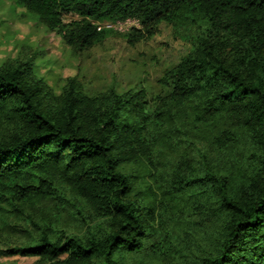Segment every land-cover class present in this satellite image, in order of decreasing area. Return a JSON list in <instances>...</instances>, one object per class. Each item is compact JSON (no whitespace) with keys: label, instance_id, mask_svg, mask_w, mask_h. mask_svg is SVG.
I'll use <instances>...</instances> for the list:
<instances>
[{"label":"trees","instance_id":"1","mask_svg":"<svg viewBox=\"0 0 264 264\" xmlns=\"http://www.w3.org/2000/svg\"><path fill=\"white\" fill-rule=\"evenodd\" d=\"M14 1L75 54L127 20L130 46L166 24L190 48L152 110L144 87L90 95L77 75L58 94L33 57L0 66V252L134 264L197 217L209 240L181 264H264V0Z\"/></svg>","mask_w":264,"mask_h":264},{"label":"rangeland","instance_id":"2","mask_svg":"<svg viewBox=\"0 0 264 264\" xmlns=\"http://www.w3.org/2000/svg\"><path fill=\"white\" fill-rule=\"evenodd\" d=\"M66 18L68 21L77 19ZM102 27L110 28L113 34L101 45L75 54L61 36L40 24L35 15L19 7L14 0H0V66L10 60L33 57L36 75L58 94L66 80L77 75L83 79L90 95L112 85L119 91L144 87L151 102L149 110H152L154 97L169 92L159 83L163 72L177 64L190 48L184 34H175L171 26L163 24L155 37L130 46L123 35L133 27L141 28L137 21L127 20ZM185 219L189 220L187 215ZM156 221L159 228V219ZM191 222L190 228L178 232V238L172 239L175 249L168 250L167 244L162 254L159 249L155 254L150 250L137 257V261L131 258L130 261L134 264H181L184 256L198 253L204 240H209V222H202L197 217ZM65 229L78 235L86 232V228L76 222L68 224ZM39 260L8 257L0 252V264H39Z\"/></svg>","mask_w":264,"mask_h":264},{"label":"built area","instance_id":"3","mask_svg":"<svg viewBox=\"0 0 264 264\" xmlns=\"http://www.w3.org/2000/svg\"><path fill=\"white\" fill-rule=\"evenodd\" d=\"M109 27V26H108Z\"/></svg>","mask_w":264,"mask_h":264}]
</instances>
